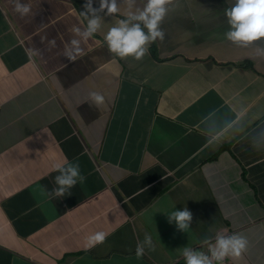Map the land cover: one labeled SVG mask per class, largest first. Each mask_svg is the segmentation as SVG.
<instances>
[{"label": "crops", "instance_id": "1", "mask_svg": "<svg viewBox=\"0 0 264 264\" xmlns=\"http://www.w3.org/2000/svg\"><path fill=\"white\" fill-rule=\"evenodd\" d=\"M21 2L29 15L0 0V264H171L184 235L167 214L184 207L196 242L246 237L226 264H264V40L225 39L233 0H169L164 39L140 60L100 47L114 18L82 44L89 0ZM146 2L117 0V12ZM16 31L34 33L27 56ZM72 39L84 57L68 59ZM69 162L83 182L51 195L55 165ZM41 177L50 187L21 193ZM97 231L105 241L85 247Z\"/></svg>", "mask_w": 264, "mask_h": 264}, {"label": "clouds", "instance_id": "2", "mask_svg": "<svg viewBox=\"0 0 264 264\" xmlns=\"http://www.w3.org/2000/svg\"><path fill=\"white\" fill-rule=\"evenodd\" d=\"M168 3L169 0H147L142 10L129 17L117 12V0H101V3H97L96 9L93 10L89 0L86 7L90 11H81L78 16L79 26L75 31L76 34L82 31L83 37L86 38V44L85 42L82 44L87 45L88 41H95V38L101 34L100 22L106 18H114L118 23L109 28L105 36L101 35L102 41H97L101 44L100 47H106L114 58L133 57L140 60L148 52L150 43L157 39H164L165 34L160 24L166 16ZM14 9L23 17L30 14L31 6L29 3H22L21 0H14ZM224 14L230 25L229 30L224 34L226 40L244 46L264 40V0H233L231 6L225 9ZM16 36L21 50L27 56L28 44L31 43L34 33L31 36H24L16 31ZM79 43L77 39L71 40L69 47L72 49L65 53L69 60H75L77 55L85 56L86 53ZM151 52L152 48L149 49V53ZM90 97L97 105L103 103L104 98L98 92H91ZM55 169L58 174L54 177L57 187L52 189L51 195L53 196H64L71 188H77L85 178L76 162H69L66 165L57 164ZM50 179L51 177H45V179L41 177L28 183L21 193L39 185L50 187L48 183ZM85 203L86 201L83 200V204ZM167 217L168 222H173L176 229L184 235L182 241L171 248L174 254L171 264H226L227 257L238 260L248 249L249 244L246 237L236 233L219 234L213 244H207L206 241L203 242L204 240L194 241L186 232L192 221V213L187 207L175 209L168 213ZM105 239V232H94L87 237L85 247L90 248L102 244ZM151 240V236L146 234L144 242L151 244ZM143 251V247L138 244L136 255H142Z\"/></svg>", "mask_w": 264, "mask_h": 264}, {"label": "rangeland", "instance_id": "3", "mask_svg": "<svg viewBox=\"0 0 264 264\" xmlns=\"http://www.w3.org/2000/svg\"><path fill=\"white\" fill-rule=\"evenodd\" d=\"M166 53L163 55V57L162 56H160L159 54L157 55V58H158V61H157V63L158 62H160V61H162L165 57H166ZM165 160H167L169 163H173V158L171 157V156H167V157H165ZM168 173H169V171H167ZM194 179V178H193ZM178 187H180L181 188V185H177ZM197 188V183H196V180H193V182L190 184V189H196ZM192 222L193 221H191L190 223H189V227H190V225L192 224ZM234 264V263H233Z\"/></svg>", "mask_w": 264, "mask_h": 264}, {"label": "trees", "instance_id": "4", "mask_svg": "<svg viewBox=\"0 0 264 264\" xmlns=\"http://www.w3.org/2000/svg\"><path fill=\"white\" fill-rule=\"evenodd\" d=\"M248 48H255V46H254V45H252V46H249Z\"/></svg>", "mask_w": 264, "mask_h": 264}]
</instances>
